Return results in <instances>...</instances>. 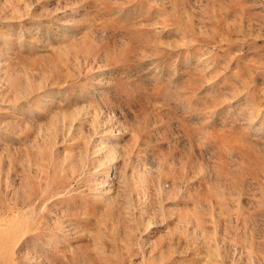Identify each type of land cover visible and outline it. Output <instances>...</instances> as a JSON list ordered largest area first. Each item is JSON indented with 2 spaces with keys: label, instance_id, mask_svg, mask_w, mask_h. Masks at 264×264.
<instances>
[{
  "label": "rangeland",
  "instance_id": "1",
  "mask_svg": "<svg viewBox=\"0 0 264 264\" xmlns=\"http://www.w3.org/2000/svg\"><path fill=\"white\" fill-rule=\"evenodd\" d=\"M0 264H264V0H0Z\"/></svg>",
  "mask_w": 264,
  "mask_h": 264
}]
</instances>
